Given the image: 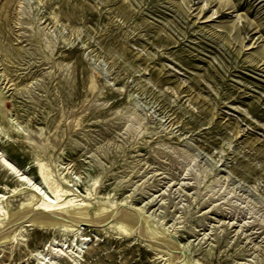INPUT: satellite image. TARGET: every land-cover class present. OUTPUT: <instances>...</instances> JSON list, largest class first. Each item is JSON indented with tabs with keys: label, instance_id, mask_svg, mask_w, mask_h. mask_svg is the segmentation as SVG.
Returning <instances> with one entry per match:
<instances>
[{
	"label": "rangeland",
	"instance_id": "374dc122",
	"mask_svg": "<svg viewBox=\"0 0 264 264\" xmlns=\"http://www.w3.org/2000/svg\"><path fill=\"white\" fill-rule=\"evenodd\" d=\"M37 262L264 264V0H0V264Z\"/></svg>",
	"mask_w": 264,
	"mask_h": 264
},
{
	"label": "bare ground",
	"instance_id": "6f19581e",
	"mask_svg": "<svg viewBox=\"0 0 264 264\" xmlns=\"http://www.w3.org/2000/svg\"><path fill=\"white\" fill-rule=\"evenodd\" d=\"M43 180L47 184L48 190L50 191L51 195L54 198L52 200H49V198L48 199L42 198L40 202H38L37 207L42 208L43 210H46L49 207L58 205V202L55 200L57 199L58 194H57V189L53 185L50 184V182L45 176H43ZM36 264H41V263L37 262Z\"/></svg>",
	"mask_w": 264,
	"mask_h": 264
}]
</instances>
